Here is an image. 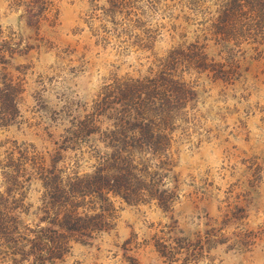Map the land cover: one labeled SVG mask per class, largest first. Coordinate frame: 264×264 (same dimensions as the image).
<instances>
[{
	"label": "rangeland",
	"instance_id": "1",
	"mask_svg": "<svg viewBox=\"0 0 264 264\" xmlns=\"http://www.w3.org/2000/svg\"><path fill=\"white\" fill-rule=\"evenodd\" d=\"M0 264H264V0H0Z\"/></svg>",
	"mask_w": 264,
	"mask_h": 264
}]
</instances>
